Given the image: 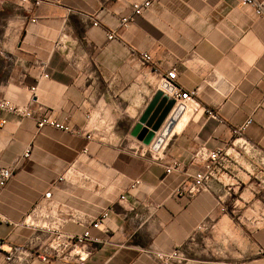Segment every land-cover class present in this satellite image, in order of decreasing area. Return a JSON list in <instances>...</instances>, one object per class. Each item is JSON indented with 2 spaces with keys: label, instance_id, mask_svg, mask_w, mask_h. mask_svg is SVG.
I'll return each mask as SVG.
<instances>
[{
  "label": "crops",
  "instance_id": "1",
  "mask_svg": "<svg viewBox=\"0 0 264 264\" xmlns=\"http://www.w3.org/2000/svg\"><path fill=\"white\" fill-rule=\"evenodd\" d=\"M41 1L0 0V99L33 113L0 111V169L16 165L0 195V264H62L56 236L98 219L86 264H264V18L241 0H155L122 29L145 0ZM173 67L218 119L183 114L156 136L158 155L146 153L132 133L154 97H168ZM44 116L74 133L38 128ZM213 151L227 153L217 177L177 195L204 170L197 155ZM178 247L183 262L155 255Z\"/></svg>",
  "mask_w": 264,
  "mask_h": 264
},
{
  "label": "built area",
  "instance_id": "2",
  "mask_svg": "<svg viewBox=\"0 0 264 264\" xmlns=\"http://www.w3.org/2000/svg\"><path fill=\"white\" fill-rule=\"evenodd\" d=\"M153 1L155 0H145L142 3H133L131 6L130 15L121 18V28H128L136 17L141 16L144 10L148 9L151 6ZM20 2L22 5H30V10H32L34 7L40 6L42 3L41 0H20ZM241 3L244 6L251 7L258 17L264 18V0H241ZM93 25L97 26L98 23L94 22ZM115 37V31L108 33L109 40H112ZM142 59L146 63H150L152 61L150 55L147 53H144L142 55ZM45 77H48V75H45ZM161 89L168 95L169 98L173 99L176 102V105L183 110V114L202 111L207 113L211 117L218 119V116L214 111L204 108L201 102L199 101V89L185 90L177 84V71L174 67L166 74V76L162 78ZM30 91L34 93L36 91V87L30 88ZM0 111H7L25 118L33 117L32 111L27 107L14 105L5 99H0ZM35 120L38 128L40 129L48 126L65 133H74L72 127L67 124L57 122L51 116L38 117L35 118ZM251 122L252 120L249 119L244 124L234 128L232 131L233 134L237 137L242 136L243 133L246 131L247 127L251 124ZM5 124L6 120L0 121V126H4ZM163 143L164 137H156L150 145H146L145 152L158 155L159 151L162 149ZM243 149L246 150V145L243 146ZM29 154L30 150L27 149L24 155L20 157L18 162H21L22 159L28 158ZM197 156L202 162L204 170L202 172L196 173L193 176V182L191 184L181 185L176 190L177 195H187L189 197H195L196 195L204 191L207 188L208 183L217 177L218 173L216 169L222 164L225 159V156H227V153L222 151H213L207 153L200 152ZM178 167V162L172 163L170 167L166 168V175L171 174L174 170H177ZM15 168L16 165H11L9 167H4L0 169V195L5 189L8 181L12 178ZM138 184L139 181L135 182L134 185H132V188H135V186ZM49 196L50 195L47 194V197ZM125 199V195H122L121 200ZM106 217V214L102 216V218L104 219ZM101 220L102 219L96 220L94 223H92L91 227L86 229L82 234L70 237L67 241H64L61 235H57L53 241V244L51 245V250L53 252L52 255L56 259L63 260L64 262H62V264H86L88 258L86 246L88 245V243L101 242L97 237L93 236L92 234V230L100 228ZM4 222H6V218L0 214V223ZM3 245L4 242L0 239V250L2 249ZM155 255L158 259L164 262H170L174 260L179 263L185 260V256L179 247L175 248L172 252L168 254L158 252L155 253ZM8 259L11 258L9 257ZM42 259L47 260L45 256H43Z\"/></svg>",
  "mask_w": 264,
  "mask_h": 264
},
{
  "label": "water",
  "instance_id": "3",
  "mask_svg": "<svg viewBox=\"0 0 264 264\" xmlns=\"http://www.w3.org/2000/svg\"><path fill=\"white\" fill-rule=\"evenodd\" d=\"M182 115L183 110L176 102L163 97L162 92H159L148 105L132 135L145 145H150L158 134L167 135ZM163 129L166 133L161 134Z\"/></svg>",
  "mask_w": 264,
  "mask_h": 264
}]
</instances>
